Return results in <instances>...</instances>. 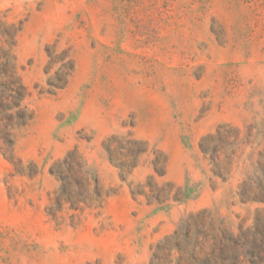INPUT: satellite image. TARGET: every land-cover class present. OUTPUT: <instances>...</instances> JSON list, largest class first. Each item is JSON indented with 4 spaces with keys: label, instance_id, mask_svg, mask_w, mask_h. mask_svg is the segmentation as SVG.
Returning a JSON list of instances; mask_svg holds the SVG:
<instances>
[{
    "label": "rangeland",
    "instance_id": "1",
    "mask_svg": "<svg viewBox=\"0 0 264 264\" xmlns=\"http://www.w3.org/2000/svg\"><path fill=\"white\" fill-rule=\"evenodd\" d=\"M0 79V264H264V0H0Z\"/></svg>",
    "mask_w": 264,
    "mask_h": 264
},
{
    "label": "trees",
    "instance_id": "2",
    "mask_svg": "<svg viewBox=\"0 0 264 264\" xmlns=\"http://www.w3.org/2000/svg\"><path fill=\"white\" fill-rule=\"evenodd\" d=\"M4 78H8L4 72ZM26 88L20 81L0 79V135L8 138L11 131L27 125L32 119L28 108L23 104L26 99ZM264 199V186L261 187Z\"/></svg>",
    "mask_w": 264,
    "mask_h": 264
}]
</instances>
